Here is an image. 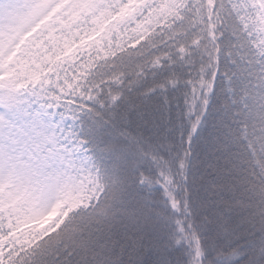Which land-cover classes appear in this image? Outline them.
<instances>
[{
	"label": "snow or ice",
	"instance_id": "6c2138e0",
	"mask_svg": "<svg viewBox=\"0 0 264 264\" xmlns=\"http://www.w3.org/2000/svg\"><path fill=\"white\" fill-rule=\"evenodd\" d=\"M0 264H264V0H0Z\"/></svg>",
	"mask_w": 264,
	"mask_h": 264
}]
</instances>
